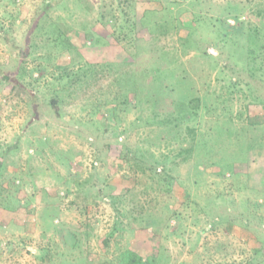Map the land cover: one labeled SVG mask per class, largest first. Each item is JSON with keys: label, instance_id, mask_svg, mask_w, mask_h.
I'll return each instance as SVG.
<instances>
[{"label": "rangeland", "instance_id": "374dc122", "mask_svg": "<svg viewBox=\"0 0 264 264\" xmlns=\"http://www.w3.org/2000/svg\"><path fill=\"white\" fill-rule=\"evenodd\" d=\"M228 1L240 0H120V3L119 0H92V9L77 0H0V70L11 67L19 58L24 36L38 17L30 35L29 54L20 65L23 73L20 81L37 88L42 100L41 92L48 91L59 76L69 74V78L72 75L76 79L87 64L93 65L95 71L91 87L64 89L63 94L69 92L70 95L62 100L60 118L63 120L49 117L42 106L40 122L34 125L27 124L30 101L25 91L0 82V157L3 158L0 264H43L40 248L47 246L51 250L57 248L62 252L60 258L67 259V262L52 264H76L75 260L82 257L96 264L101 254H104L105 264H131L132 259L134 264H244L255 239L264 241V105L247 96L244 90L248 88L241 92L229 91L225 80L215 79L216 69L210 70L207 90L199 93L198 119L193 120L191 126L200 135L207 132L211 142L216 138L215 128L222 127L221 140L226 155L234 148L241 151L232 161L228 157L226 164L206 161L194 166L192 159L172 165V174L188 186L194 201L189 207L179 209V223L169 214L158 213L160 218L154 227L128 226L126 217L116 213L114 207L118 204H112L109 195L121 193L133 184L131 170L107 151L96 158L97 147L92 141L91 130L81 126L78 130L79 124L75 122L95 117L85 105L91 104L94 94L105 97L110 96V91L125 89L115 79L119 75L116 67L112 65L110 71L109 65L99 69L102 63L106 65L128 57L121 44L114 41L123 13L131 17L130 21H137L136 16L145 9L141 19L144 28L138 29L134 37H153L154 45L160 48L155 51L163 52L169 60L162 68L163 73L171 77L184 73L195 81L193 67L198 65L207 70L214 59H199L189 65L187 59L196 51L189 46L188 52L183 54L180 39L192 29L195 12L213 15L219 10L217 7L221 8V4ZM251 1L253 8L264 3V0ZM46 3L52 6L40 15ZM241 17L246 18V13ZM155 19L162 26L156 28ZM176 19L180 20L179 26ZM229 22L233 24L234 20L230 18ZM220 23L224 25L225 20ZM217 32L221 40L215 41L212 51L221 53L228 47L230 33L224 29H217ZM205 42L203 46L206 47L212 41ZM238 42L243 43V38ZM174 57L182 64L176 65ZM127 94L132 100L133 95ZM240 96L252 103L245 108ZM114 105L111 103L101 111L108 121L105 136L119 133L125 146L143 151L142 156L149 161L157 158L159 151L165 148L155 141V132L151 131L153 125H144V118L137 125L136 117L146 115L147 110L125 108L112 115ZM112 116L117 118L114 126ZM44 120L46 124L42 123ZM253 122L255 124L250 126ZM242 125L244 131L240 130ZM153 128L158 129L157 126ZM238 132L240 135L233 141ZM45 135L71 155V172L78 170L76 165L81 163L80 177L86 178L88 186L81 190L80 197H75L74 184H70V193L65 195L61 176L66 168L53 154L55 148L39 141ZM15 141L16 148L6 152ZM188 144V141L182 143L183 146ZM173 148H178L176 143ZM223 174L225 177L221 178ZM138 179L144 183L146 176L139 174ZM55 193L63 198H53ZM70 201L76 202V209L69 207ZM84 203L89 212L81 211ZM114 217L122 230L113 234L106 249L100 250L97 240L110 229ZM61 226L76 233L78 247L68 250L67 240L64 242L57 230Z\"/></svg>", "mask_w": 264, "mask_h": 264}, {"label": "trees", "instance_id": "16d2710c", "mask_svg": "<svg viewBox=\"0 0 264 264\" xmlns=\"http://www.w3.org/2000/svg\"><path fill=\"white\" fill-rule=\"evenodd\" d=\"M77 1L87 9H92L93 7L92 0ZM252 2L251 0H240L234 3L228 1L221 4V8L217 7L219 10H215L216 12L213 15L204 14L202 11L194 13L192 16V29L180 39L183 54L188 52L189 46L195 49L196 52L187 59L189 65L192 62H197L199 59H203L204 61H208V58L214 59L211 67L207 70H205V67L198 68V65L193 67V72L196 75L195 81L184 73H181L179 77H177V73L175 74L176 77L163 73L162 68L165 67L169 60H166L163 52L155 51L160 48L154 45L155 40L153 37L151 35L150 37L147 35L134 37L138 29L141 31L144 28L141 24V19L145 15V9L136 16L137 21H130L131 17L123 13L122 22L119 26V34L114 37V41L121 44L128 57L106 65L102 63L99 69H104L109 65L110 71L113 69V66L114 68L116 67L119 75L115 79L116 81L118 79L119 86H125V89L110 91V96L108 94L105 97H96L94 94V101L92 100L89 106L85 105L89 109V114H93L95 117L93 116L91 119L87 118L85 120L78 119L75 122L79 124L78 130H81V127L91 130L92 141L97 147L96 158L100 157L102 152L107 151L116 160L124 162L126 168L131 170L130 176L133 179V184L126 187L121 193L119 191L117 194L114 192L109 195L111 203L117 202L118 204V206L114 207L116 213L126 217L128 226L138 228L154 227V224L160 218V214L158 213L164 216L169 214V216L174 217L176 222L179 223V216H181L179 209L181 207H189L194 201L192 200L193 197L188 186L180 183L178 177L172 174V165L174 166L176 162L184 163L193 159L194 166L206 161L216 164H226L228 163V157L232 161L241 151L239 148H234L227 151L226 155V150L221 140L223 136L222 127L215 128L213 132H215L216 138L211 142L206 136L207 132L200 135L191 125L194 123L193 120L198 119L199 93L205 91V89L207 90L210 81V70L212 69H216L215 79L225 80L229 91L233 89V91L241 92L243 89L248 88V90H244L247 96L254 99L252 100L253 102L255 101L264 105V3L261 6L253 8ZM51 6L50 3H46L39 14L41 15ZM243 13H246V18L241 17ZM230 18L234 20L233 24L229 22ZM37 19L38 17L31 27L28 28L24 36L23 45L19 47V58L13 62L11 67L0 70V82L4 81L12 88L22 89L29 97L30 117L27 121L28 125L40 122V110L42 106H45L49 117L53 116L56 120H63V118H60L62 100L64 96L70 95L69 92L64 95V89L67 87V89L73 91L77 86L83 88L91 87L95 76L94 66L91 64H87L88 66L78 74L76 79H73L72 75L69 78V74L59 76L57 80L53 81L48 91L41 92L42 95L40 96L42 100L36 91L37 88L28 86L23 81H20V76H23L20 65L23 63L22 59L29 54L30 35L37 25ZM176 20L178 21V19ZM222 20H225L224 25L220 23ZM155 24L156 28H158V25L162 26L157 19H155ZM179 25L180 20L178 21ZM148 29L146 28V30ZM217 29H224L230 33V36H228V47L226 51L221 49V53L212 51L215 41L221 40V34L217 32ZM206 34L207 36H205ZM239 38H243V43L238 42ZM209 39L212 42H209L210 44L206 45V47L203 46L206 43L205 41ZM103 42L104 40L102 39ZM122 42L125 44H122ZM230 48L233 51H230ZM221 59H223L222 62H220ZM173 61H176L174 63L178 66L182 64L175 57ZM182 71L184 70L182 69ZM19 72L21 73L19 74ZM127 93L133 95L132 100L128 98ZM241 98L243 99L242 102L245 104V108H247L249 103H252L246 102L245 96H240ZM111 103H115L111 108L112 115L115 111H123L125 108L147 110L146 115H138L136 117L138 119L137 125L141 124L140 121L143 122V118L144 125H153L151 131L155 132V141L159 143L158 145L162 144L161 146L165 148V150L159 151L157 158L149 161L142 156L143 151L125 146L119 133L118 135L105 136V133L108 131V121L104 119L101 111L105 110ZM112 117H114V120L112 119L114 126L117 118L115 116ZM42 123L46 124L47 121L44 120ZM254 124L255 122L251 123L250 126ZM154 126H157L158 129L153 128ZM242 129L243 125L240 130ZM226 134L229 135L230 132ZM238 134L239 132L234 136L233 141L235 137L238 138ZM47 136L40 137L39 141L45 145H52L55 148V150L52 149L53 154L56 158L61 159V163L66 168V172L61 176L65 195L67 196L70 193V184H74V188L77 191L75 197H80L81 190H85L88 186L86 185V178L80 177L79 166H81V163L76 165L78 170L71 172L69 170L71 155L68 152H64L59 145H54L53 138ZM185 141L189 143L187 146L182 145ZM175 143L178 146L176 149L173 148V144L175 145ZM16 145L17 141L5 151L7 152L16 148ZM2 159L0 157V169L2 168ZM139 174L146 176L144 183L139 181ZM218 176L220 175L218 174ZM224 177V174L221 175V178ZM137 184H142V187H137ZM177 184L179 185L177 186ZM96 194H98V190H96ZM53 198L61 199L63 196L55 193ZM75 203L70 201L69 207L72 206V208L76 209L77 205ZM87 207V204H85L80 209L81 211L85 209L89 212ZM94 215L95 213L92 214V216ZM57 230H60L59 232L62 235L63 241L67 240L66 243L70 245L66 244L68 250H70V247L79 246V241L74 231L64 226H61ZM121 230L122 227L117 217H114L110 229L97 240L100 250L106 249L112 241L113 234ZM126 251L131 252L129 249ZM61 253L57 248L51 250L47 246L46 248H40L39 254L43 264L63 262V260L67 262L66 258H60ZM102 258H104V254L98 257L96 264H105L106 260L104 258L102 261ZM75 261H78L76 264H81V262L92 264V261L87 257H82ZM134 263L135 260L132 259L131 264ZM244 264H264V241L261 238L257 237L255 239Z\"/></svg>", "mask_w": 264, "mask_h": 264}]
</instances>
